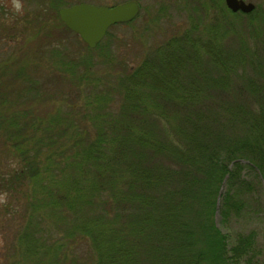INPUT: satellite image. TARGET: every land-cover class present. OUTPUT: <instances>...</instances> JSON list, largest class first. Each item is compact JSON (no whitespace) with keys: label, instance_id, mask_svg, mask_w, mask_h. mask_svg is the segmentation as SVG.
Wrapping results in <instances>:
<instances>
[{"label":"trees","instance_id":"trees-1","mask_svg":"<svg viewBox=\"0 0 264 264\" xmlns=\"http://www.w3.org/2000/svg\"><path fill=\"white\" fill-rule=\"evenodd\" d=\"M226 9L229 18L255 11ZM53 21L44 20L35 32L42 40L36 59L11 46V35L0 64V77L16 74L0 90V193L21 220L18 237L31 227L30 235L48 248L63 246L64 259L86 258L77 264H253L252 234L233 245L218 217L225 224L245 209L241 198L251 172L264 181L263 155L253 151L264 142L258 134L264 79L231 77L210 87L201 58L189 54L203 42L192 40L189 30L175 31L136 68H125L115 87L86 92L90 75L81 73L44 112L40 100L50 91L34 70L43 50L63 40L65 46L71 33L59 15ZM253 44L264 49V40H248L241 49L252 51ZM205 50H216L223 61L212 43ZM208 57L213 60L211 52ZM55 60L76 73L70 54ZM94 79L96 89L100 78ZM80 98L85 103L78 104ZM87 122L92 129H84ZM201 129L208 134L198 135Z\"/></svg>","mask_w":264,"mask_h":264},{"label":"rangeland","instance_id":"rangeland-1","mask_svg":"<svg viewBox=\"0 0 264 264\" xmlns=\"http://www.w3.org/2000/svg\"><path fill=\"white\" fill-rule=\"evenodd\" d=\"M125 1L129 0H21L22 13H17L12 7L11 0H0V64L6 61L2 60V56L3 58L8 57V40L11 41V35L15 37L11 41V46L18 44L17 47H23L24 52L36 59L38 51L41 52L42 40L35 35V32H38L44 20H50L53 23V20L57 19L59 15L60 7L81 3L114 6ZM137 1L141 4L139 18L124 27L117 24L109 29L105 39L96 48H89L80 36L67 28L71 33L69 31L70 37L65 38V46L62 45L63 40L59 47L52 51L51 49L43 50V54L38 60L40 70L36 68L34 74L42 79V84L44 81L45 88L50 92L46 95L47 101L40 100V104L44 108L42 109L39 103L37 104L38 108L45 112L50 109V103H60V99L64 97L62 92L67 91L69 79L79 77L84 72L90 75V81H84L88 85L86 92L92 90L104 92L115 87L118 78L127 73L125 68H136L140 65L144 55L149 57L154 46L158 47L169 42L175 31L189 30L192 40L197 43L203 42L202 50L200 49L198 52L191 50L189 54L190 57L197 55L201 58L204 76L211 80L210 87L220 86L219 80H229L231 77L238 78L242 83L245 80L244 76H252L258 80L264 79V49H259L254 44L252 51L241 49V45L248 40L251 43L264 40V0H245L254 3L256 9L252 14L239 13L236 18L224 15V11H227L225 0L222 3L221 16L218 14L221 0ZM235 19L241 20L243 26L234 23ZM16 27L17 32L15 31ZM24 27H28V29L25 30ZM193 28L197 29L192 31ZM53 34L57 36L58 32L55 31ZM178 34H182V32ZM177 40L182 42L183 34ZM210 43L218 48L223 61L216 58V50H205V46ZM216 43H219V46ZM62 47L65 48L64 51H61ZM210 52L213 60L208 57ZM62 53L70 54V57L77 62L74 69L76 73L71 74L62 68L68 66V63H61V60L56 63V57L58 59ZM225 65L231 67L232 70L224 69L222 66ZM167 70L171 74L176 72L169 68ZM10 77L15 79V72L0 77V90H2L1 84ZM48 77L51 80H47ZM96 77L100 79L95 89L94 84L97 83V80L94 78ZM74 83V81L70 83V89L75 88ZM202 84L196 86L200 87ZM222 85H224L223 82ZM249 86L256 87L254 83H250ZM81 89H84L83 86ZM50 96L52 97L49 98ZM6 100L9 104L8 97ZM85 101L84 98H80L78 104L85 103ZM214 101H217L216 97L211 103L213 108L216 105ZM74 114L77 113L68 114V116ZM91 116L93 114L84 115V118L86 117L89 121ZM76 118L78 122L81 121L80 116ZM88 123L84 124L85 130L93 128V125ZM203 134H208V130H198V135ZM258 134L264 138V129L259 130ZM253 151L262 154L264 158V142L262 148L256 147ZM247 179L248 186L241 198L245 203V209L239 216L231 217L225 224L220 222V216L218 221L224 231H230L227 233L230 234V243L233 242V245L237 243L240 235L252 234V239L255 240L252 263L264 264V181L255 172H251ZM0 196L4 197L0 201V264H12V262L13 264H77L80 260L83 263L86 262V258L81 255H79L80 260L79 258L75 260L72 257L64 259L63 246L48 248L30 235L31 227L23 229V233L18 237L21 220L12 216L13 206L11 205L12 201H8L9 197L3 193H0ZM55 221L56 223L60 222L56 218ZM64 225L67 227V220H64Z\"/></svg>","mask_w":264,"mask_h":264},{"label":"water","instance_id":"water-1","mask_svg":"<svg viewBox=\"0 0 264 264\" xmlns=\"http://www.w3.org/2000/svg\"><path fill=\"white\" fill-rule=\"evenodd\" d=\"M227 7L233 12L251 13L256 5L245 0H225ZM141 13V5L137 0L106 6L89 3L60 7L61 21L68 29L76 33L91 49L96 48L107 36L109 29L121 23L134 21Z\"/></svg>","mask_w":264,"mask_h":264},{"label":"clouds","instance_id":"clouds-1","mask_svg":"<svg viewBox=\"0 0 264 264\" xmlns=\"http://www.w3.org/2000/svg\"><path fill=\"white\" fill-rule=\"evenodd\" d=\"M12 2V7L14 8V10L17 12V13H22V8H23V5L21 3V0H11ZM3 196H0V201L3 200Z\"/></svg>","mask_w":264,"mask_h":264}]
</instances>
